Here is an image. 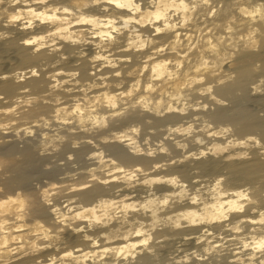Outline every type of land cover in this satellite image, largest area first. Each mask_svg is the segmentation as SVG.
I'll use <instances>...</instances> for the list:
<instances>
[{
	"label": "bare ground",
	"instance_id": "bare-ground-1",
	"mask_svg": "<svg viewBox=\"0 0 264 264\" xmlns=\"http://www.w3.org/2000/svg\"><path fill=\"white\" fill-rule=\"evenodd\" d=\"M0 264H264V0H0Z\"/></svg>",
	"mask_w": 264,
	"mask_h": 264
},
{
	"label": "rangeland",
	"instance_id": "rangeland-1",
	"mask_svg": "<svg viewBox=\"0 0 264 264\" xmlns=\"http://www.w3.org/2000/svg\"><path fill=\"white\" fill-rule=\"evenodd\" d=\"M62 156H63V154H62ZM67 158H68V154H66L65 155ZM62 158H64V157H62ZM53 161H55V158H53ZM66 162V160L65 159H62L61 161L59 160L58 161V163H61V169L59 170V171H61V172H63L65 175H63V173H61L63 176H66L67 175V173H65V171L66 172H68V169L70 170V169H75V167L77 166L76 165V163H72V165L70 164V165H68V164H66V165H64L63 163H65ZM74 164V165H73ZM68 165V166H67ZM49 166V167H48ZM51 166V167H50ZM53 164H51V163H49V164H46V166L44 165V166H42L43 167V169L41 170V169H39V174L41 173V175H42V173H43V175L42 176H44V177H42L41 175L39 176V174L38 175H36L37 177H36V179H34L33 181V184H35V185H40V184H43V185H46V187H48V188H52L53 186L51 185V184H48L50 181L52 182V180H53V176H48L49 174H50V172L52 171V169H54L53 167ZM63 166V167H62ZM75 166V167H74ZM73 167V168H72ZM64 168V169H63ZM51 171H50V170ZM62 169H63V171H62ZM43 171V172H41V171ZM48 171V172H47ZM50 171V172H49ZM46 172V173H45ZM45 173V174H44ZM47 173H49V174H47ZM73 173V172H72ZM75 173V172H74ZM60 174V176L62 177V175ZM51 175V174H50ZM59 175H58V178L60 179L61 177H60ZM47 177V178H46ZM50 177H52L51 179H49ZM38 178V179H37ZM40 178V179H39ZM43 178V179H42ZM37 180V181H36ZM40 180V181H39ZM50 180V181H49ZM54 181V180H53ZM55 182V181H54ZM59 184V183H58ZM58 184H57V186H58ZM50 186H52V187H50ZM55 188V187H54ZM56 190V189H55ZM55 190L53 189V192H55ZM57 191V190H56ZM52 192V191H51ZM165 255H167V254H165Z\"/></svg>",
	"mask_w": 264,
	"mask_h": 264
}]
</instances>
